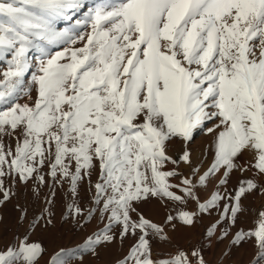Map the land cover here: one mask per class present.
Returning a JSON list of instances; mask_svg holds the SVG:
<instances>
[{
    "label": "snow or ice",
    "instance_id": "1",
    "mask_svg": "<svg viewBox=\"0 0 264 264\" xmlns=\"http://www.w3.org/2000/svg\"><path fill=\"white\" fill-rule=\"evenodd\" d=\"M200 131L213 136L203 171ZM234 172L251 175L229 190ZM250 196L264 197V0H0V264H89L126 241L112 264H210L202 243L154 245L213 212L205 236L228 241L221 260L248 245L247 264H264V208L256 227L231 230ZM152 201L171 209L163 223L145 214ZM93 221L74 246L41 238Z\"/></svg>",
    "mask_w": 264,
    "mask_h": 264
},
{
    "label": "rangeland",
    "instance_id": "2",
    "mask_svg": "<svg viewBox=\"0 0 264 264\" xmlns=\"http://www.w3.org/2000/svg\"><path fill=\"white\" fill-rule=\"evenodd\" d=\"M60 27L67 26L66 22L61 21L59 24ZM207 127H212V123L209 122ZM213 136L207 134L206 131H200L195 135V139L191 143L192 156L194 162H198L201 165V170H206L213 159V153L209 151L207 155L204 154L206 148H208L209 144L212 142ZM180 150V143H174L172 147L173 152H178ZM250 154L245 153L241 158L242 162L249 159ZM181 170L185 173L187 169L184 166H181ZM251 175V173H240L234 172L232 174L231 180L229 182L228 188L231 190L234 186L238 184L240 179H243L246 176ZM95 177H93V181ZM176 182V181H174ZM218 184V181H214V185ZM214 185H209L207 191H201L200 195L202 197L207 196L208 192L215 190ZM87 184L81 187V202L83 206H86L88 203V192H87ZM46 193L48 189H43ZM68 185H65L63 189L57 188V195L55 198V206L53 211L56 214V218L58 223H62L61 221V213L65 211L66 204L69 202V197L67 196ZM44 197L41 196L40 200L35 204H30L29 215L34 211H38L39 208L44 207L43 203ZM21 202H24L23 200ZM15 203V202H13ZM243 205L245 211L240 215V218L237 222V225L233 227L231 230L235 232L238 228L250 229L256 227L257 220V212L264 208V197L260 196H250L248 199L243 201ZM188 209H195L194 203H189L187 205ZM171 209H165L159 202L152 201L145 207V214L153 219L155 222L163 223L165 215L167 211ZM18 213L13 208V204L7 205L3 209V215L5 216V225L7 230L3 231L2 241L6 242L11 239L12 232L15 231V217ZM219 213L213 212L211 216L205 215L203 219L197 223L194 228H180L173 235V244H162L157 243L154 245V252L160 254H167L169 252L175 251V245H178L182 248H190L195 243H202L205 246V256L210 261V264H225L224 261L220 258V253L224 250L225 245L228 243L227 240H224L222 243H218L215 239L212 241L211 245L207 244V238L205 233L207 229L215 223L218 218ZM95 221L90 222L86 229H77L74 228L71 223L64 224L62 227H58L55 233H46L41 236L44 239L45 244L51 249L58 245H66V246H74L88 235L89 232L96 226ZM219 227H223L220 225ZM22 231V229H21ZM130 241H126L125 245L122 249L117 247H111L109 249H105L101 251V256L99 260H91L89 264H112V261L118 256L122 255L124 251L127 250L128 244ZM250 247L245 245L241 248H237L233 250V253L227 264H247V259L250 254Z\"/></svg>",
    "mask_w": 264,
    "mask_h": 264
}]
</instances>
